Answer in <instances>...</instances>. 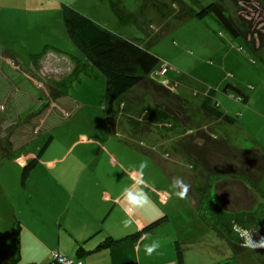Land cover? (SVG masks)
I'll return each mask as SVG.
<instances>
[{
    "label": "rangeland",
    "instance_id": "obj_1",
    "mask_svg": "<svg viewBox=\"0 0 264 264\" xmlns=\"http://www.w3.org/2000/svg\"><path fill=\"white\" fill-rule=\"evenodd\" d=\"M112 2L131 12L125 17L126 20L114 11L113 15L110 14V20H105L103 16L106 11L102 8V2L100 6L92 0L82 3L90 16L101 17L104 26L127 36L131 42L158 57L152 75L187 100L191 123L183 126L166 116L157 115L160 111H156L151 95L140 87L119 100L108 102L104 96L103 76L71 42L60 20L61 12L56 9L47 17L45 31L41 23L32 25L34 33H24V39L19 37L14 43L16 51L23 52L21 58L25 64L48 52L57 63V68L61 69V64L65 63L63 69L68 67L69 73L57 70V74L49 67L44 70L58 80L52 88L45 87L46 83L42 82L44 88L54 95L53 109L45 119L46 125L43 128L22 127L31 149L36 145L38 150L49 135L53 138L24 181L21 179L22 167L28 161L16 165L8 159L3 173L8 178L16 175L22 208L33 211L37 195L43 199L42 193L49 192L50 181L47 179L46 184L43 181L44 176L49 177L46 173L48 169L39 163L64 157L68 174L78 179L84 162L97 154L99 161L124 166L137 178L135 182L143 181L141 187L161 211H193V230L198 225L203 228L197 227L196 235L204 234L207 226L196 214L193 201L189 197L178 199L172 184L178 178H186L192 183L189 191L198 198L207 185L208 173L200 165H193L187 157L178 155L176 142L201 127L214 132L212 134L216 138L236 140L237 144H241L238 149H257L264 153V46L256 49L248 39L230 36L213 14L198 18L195 13L209 2H217L232 19L244 20L246 25L251 22L252 29L258 28L264 33V0H104L103 3L109 6ZM20 33L18 29L17 34ZM10 35L9 31L0 30V43L12 45ZM33 40H42V46H47H40L38 55L28 57L25 53L35 52ZM72 63L70 68L69 64ZM81 66L80 72H77ZM23 74L29 75L32 80L37 79L33 73L23 71ZM209 89L215 93L213 105L221 103L229 108V114L236 118L234 124L203 116L199 106ZM58 91L61 98H58L61 96ZM242 95L248 99L247 103L245 101L248 105L237 101L236 97ZM45 102L48 104L49 99ZM245 106L248 109L239 125V115L242 113L239 107ZM48 107L39 105L36 111L38 114L44 113ZM220 109L223 111L224 107ZM33 128L35 131L31 132ZM208 156L218 163V168L221 166L213 153L208 152ZM141 162H147L142 172L139 169ZM61 171L64 172V169L61 168ZM216 178L218 181L224 178L236 180L228 173H220ZM186 179L183 180L185 184L188 183ZM259 183L260 188L264 186V179ZM231 184L226 189H217V194L226 208L237 210L243 203L240 198L242 188H229ZM212 234H207L205 239L209 241L211 238L219 243V238Z\"/></svg>",
    "mask_w": 264,
    "mask_h": 264
},
{
    "label": "crops",
    "instance_id": "obj_2",
    "mask_svg": "<svg viewBox=\"0 0 264 264\" xmlns=\"http://www.w3.org/2000/svg\"><path fill=\"white\" fill-rule=\"evenodd\" d=\"M92 1L97 6L102 2V8L106 11L103 16L105 20L108 18L110 20L113 11L125 20L131 13L117 7L113 2L107 6V3H103L104 0ZM82 2L85 0H0V30L9 31L13 39L12 45L0 43V264H6L14 256L11 240L15 223L19 225L17 233L19 259L16 264H57L50 263V254L53 251L65 258L80 260L83 264H177L175 241L182 246L183 264H264V249L252 251L247 248L234 254L226 242L208 227L204 234L196 235L197 227L199 229L203 227L196 226L195 222L196 230H193V211H161L150 199L149 204L131 211L132 224L126 228L123 221L129 217L126 216L124 209L129 206L123 198V191L125 188H133L135 191L134 185L141 187V184L135 182L137 178H134V174L127 168L118 166L117 163L99 161L97 154L84 162L83 171L78 179L68 174L64 157L51 158L39 163L46 165L48 169L46 173L49 177L44 176L43 181L45 184L47 179L50 181L49 192L42 193L43 199L38 195L37 199L35 197L33 211H25L22 208L21 198L17 192V177L14 174L9 178L5 177L4 164L9 159L11 163L22 165L36 156L39 149H36V145L33 149L27 145L23 134L25 129L22 127L43 128L46 125V117L53 109L54 95L44 88L43 83H46L45 87L52 88L58 80L49 76L45 72L46 69L49 67V70L53 69L56 72L69 71L68 67L63 69L66 63L61 64V69L57 68V63L51 54H47L48 52H43L39 59H33L29 64H25L21 58L23 52L16 51L14 43L19 37L24 39L23 36L26 35L24 33H34L32 25L41 23L42 30L45 31L47 17L56 9L60 10L62 15L64 6L71 7L106 27L101 17L89 15ZM18 29L21 31L20 35L17 34ZM33 42L35 52L25 53L28 57L38 55L40 53L38 49L43 45L42 40ZM45 46L47 45L42 48ZM72 66L73 63L69 64L70 68ZM81 68L82 66L77 72H80ZM23 71L33 73L38 80H32V77L24 75ZM22 78L26 80L23 81ZM39 83L41 86H38ZM58 92L61 95V92ZM61 97L62 95L58 98ZM47 98L48 104L45 102ZM216 104L219 109L224 107L223 112L229 114V108L222 106L221 103ZM39 105L49 107L44 113L38 114L36 110ZM239 108L242 109L241 119L239 115L241 125L248 106ZM157 115L163 116L161 111ZM34 129L31 132H34ZM228 142L236 148L241 145L237 144L236 140ZM98 152L101 153L100 148ZM213 178L207 175L206 186L214 185V182L210 181ZM248 188L250 189V186ZM260 190L257 203L262 207L259 218L264 220V186ZM164 215L167 219L147 232L151 234L150 237L141 240L144 233L136 239L130 236ZM211 232L219 238V243L211 238L209 241L205 239L207 234H212ZM154 240H158L161 247L152 256L145 255L144 245L151 244ZM105 241L109 243L103 245Z\"/></svg>",
    "mask_w": 264,
    "mask_h": 264
},
{
    "label": "trees",
    "instance_id": "obj_3",
    "mask_svg": "<svg viewBox=\"0 0 264 264\" xmlns=\"http://www.w3.org/2000/svg\"><path fill=\"white\" fill-rule=\"evenodd\" d=\"M207 14H213L230 36L248 39L256 49L264 46V33H261L258 28L252 29L250 21H248L249 25H246L244 20L241 22L238 19H232L225 13L224 7L217 2H209L195 13L198 18H203ZM61 19L71 42L83 52L86 60L103 76L104 96L108 102L119 100L134 88L140 87L151 95L156 109L160 110L163 116L168 117L170 121L183 126L191 123L187 100L165 87L152 75L159 60L156 55L71 7L64 6L62 8ZM214 94V91L209 89L202 99L199 108L203 116L218 122L234 124L236 118L221 111L216 103L213 105ZM240 99L244 103L247 100L245 95H242ZM212 133L214 132L197 127L193 134L177 140L176 153L190 159L193 165H200L210 177H215L210 179L214 185L204 186L198 198L191 191L188 192V197L193 201L199 218L213 233L226 242L234 254H237L247 248L241 247L242 238L238 231L234 230V227L251 230L264 227V220L259 218L262 207L257 203V195L261 193L259 182L264 174V153L257 149H238L228 140L216 138ZM52 138V135H49L36 156L22 167L21 179L23 181L28 171L36 164L38 157L48 148ZM208 152L213 153L216 160L221 163L219 168L217 167L218 163H214L213 158L210 159ZM228 164L230 165L228 166ZM220 173H228L236 180L229 181L224 178L218 181L216 176ZM187 182L189 186L192 184L188 180ZM230 182L232 184L229 188L236 186L242 188L240 198L243 203L237 210L226 208L217 194V189H226ZM166 219L165 215L161 216L130 236L136 239ZM17 233L18 225L15 223L11 240L14 256L6 264L18 262ZM108 243L109 241H105L103 245ZM174 249L176 263L183 264V249L178 241H175Z\"/></svg>",
    "mask_w": 264,
    "mask_h": 264
},
{
    "label": "clouds",
    "instance_id": "obj_4",
    "mask_svg": "<svg viewBox=\"0 0 264 264\" xmlns=\"http://www.w3.org/2000/svg\"><path fill=\"white\" fill-rule=\"evenodd\" d=\"M241 97V96H240ZM147 167V162H141L139 165V169L141 172L143 169ZM143 183V181L137 182ZM135 187V191L133 188H125L123 191V198L126 201L129 207L125 208V214L129 218L123 221L124 226L130 227L132 224V219L130 213L134 209H138L144 207L145 205L150 203L148 194L142 187ZM172 188L175 190V195L178 199H187L188 192H189V185L185 184L182 179L174 180L172 184ZM239 235L241 236L243 243L241 247L249 248L252 251H256L257 249H264V236H260L258 240H254L252 236V232L247 229H238ZM150 233H144L141 240L145 239V237H150ZM161 247L160 242L158 240H154L151 244L144 245V252L147 256H152L153 254L157 253L159 248Z\"/></svg>",
    "mask_w": 264,
    "mask_h": 264
},
{
    "label": "built area",
    "instance_id": "obj_5",
    "mask_svg": "<svg viewBox=\"0 0 264 264\" xmlns=\"http://www.w3.org/2000/svg\"><path fill=\"white\" fill-rule=\"evenodd\" d=\"M156 74V73H154ZM241 97L238 96L236 97L237 101H241L240 99ZM65 115H67L66 112H64ZM238 227H234V230L235 231H238ZM244 229V228H243ZM247 229V228H245ZM249 230L250 232H252V236H253V239L254 240H258L260 238V236H264V227H259L257 229H254V230H251V229H247ZM239 233V231H238ZM242 243H243V240H242ZM50 263H57V264H83L80 260H74V259H69V258H65V257H62L60 256L59 254H57V252H52L50 254Z\"/></svg>",
    "mask_w": 264,
    "mask_h": 264
}]
</instances>
